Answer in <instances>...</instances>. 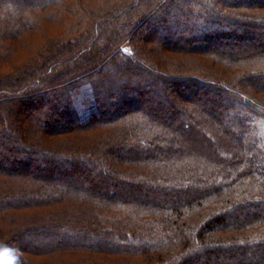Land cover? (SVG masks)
Masks as SVG:
<instances>
[{
	"label": "trees",
	"instance_id": "obj_1",
	"mask_svg": "<svg viewBox=\"0 0 264 264\" xmlns=\"http://www.w3.org/2000/svg\"><path fill=\"white\" fill-rule=\"evenodd\" d=\"M0 264H264V0H0Z\"/></svg>",
	"mask_w": 264,
	"mask_h": 264
},
{
	"label": "rangeland",
	"instance_id": "obj_2",
	"mask_svg": "<svg viewBox=\"0 0 264 264\" xmlns=\"http://www.w3.org/2000/svg\"><path fill=\"white\" fill-rule=\"evenodd\" d=\"M41 30H43V31H45V32H43V31H41V33H43V34H48V35H57V34H59V33H61V32H63L64 31V26H61V25H58V26H56V27H58L59 29H56L55 27H53L52 25L50 26L48 23H42L41 25ZM39 32H40V30H36L35 32H34V35H38L39 34ZM42 34V35H43ZM22 62V60H20L18 63H21ZM5 70H12L11 69V67L10 66H5V68H4Z\"/></svg>",
	"mask_w": 264,
	"mask_h": 264
}]
</instances>
